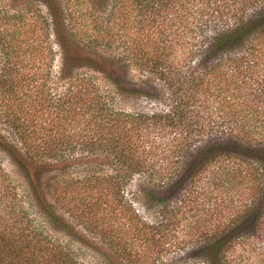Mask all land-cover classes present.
Here are the masks:
<instances>
[{
  "label": "trees",
  "instance_id": "1",
  "mask_svg": "<svg viewBox=\"0 0 264 264\" xmlns=\"http://www.w3.org/2000/svg\"><path fill=\"white\" fill-rule=\"evenodd\" d=\"M89 1L0 0V149L29 204L102 227L110 264H264V0ZM5 206L0 264H82Z\"/></svg>",
  "mask_w": 264,
  "mask_h": 264
},
{
  "label": "rangeland",
  "instance_id": "2",
  "mask_svg": "<svg viewBox=\"0 0 264 264\" xmlns=\"http://www.w3.org/2000/svg\"><path fill=\"white\" fill-rule=\"evenodd\" d=\"M83 10H90L93 5L89 0H84ZM56 58L54 60L53 73L59 71L61 64V52L58 47L55 48ZM130 77L134 80L139 81L143 77V74L134 66H130ZM97 77V83L100 90L103 93L114 92L113 85L108 82V80L103 77L100 73H95ZM113 93H111L112 95ZM114 107L121 108L125 110L133 109H143L150 110L154 103L150 100H145L141 98L133 99L126 98L122 96H115L112 100ZM153 104V105H152ZM155 106V105H154ZM0 128L1 125H0ZM7 132V130H6ZM84 166H70L66 169L65 174L69 176H80L78 170H83ZM137 183L135 179L127 186L126 197L133 204V206L140 212L144 217H148L147 211L142 204V198L140 194H137ZM16 202L17 207L25 206L28 207L31 215L35 221L39 224H45V229L49 235L60 242L80 263L82 264H110L111 260L107 254L112 252L102 239V230L100 228L97 231L94 226L91 225L90 221H86L81 218H75L73 223L76 226V231L78 232L76 236H71L66 232L54 228L52 225L47 223L43 216L38 212V210L29 204L27 198V187L26 180L22 172L18 169L11 158L5 153V151L0 149V212L4 211L6 208L5 204H10L11 202ZM9 208V207H8ZM7 210V209H6ZM8 212V211H7ZM91 220V219H90ZM104 225L109 223H115L116 218L111 216H106L104 219H99ZM98 224V223H97ZM103 225V226H104ZM102 226V225H101ZM104 226V227H105ZM160 264H166L160 263Z\"/></svg>",
  "mask_w": 264,
  "mask_h": 264
}]
</instances>
